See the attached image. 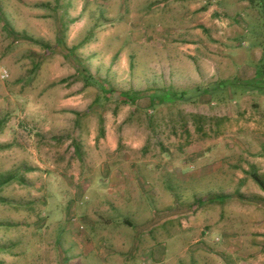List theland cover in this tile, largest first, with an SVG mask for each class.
Wrapping results in <instances>:
<instances>
[{
  "label": "rangeland",
  "instance_id": "obj_1",
  "mask_svg": "<svg viewBox=\"0 0 264 264\" xmlns=\"http://www.w3.org/2000/svg\"><path fill=\"white\" fill-rule=\"evenodd\" d=\"M263 66L264 0H0V264H264Z\"/></svg>",
  "mask_w": 264,
  "mask_h": 264
},
{
  "label": "trees",
  "instance_id": "obj_2",
  "mask_svg": "<svg viewBox=\"0 0 264 264\" xmlns=\"http://www.w3.org/2000/svg\"><path fill=\"white\" fill-rule=\"evenodd\" d=\"M262 68V72L264 73V66ZM120 95L124 100H133L134 98L129 92H121ZM252 178L264 191V179L258 173H252Z\"/></svg>",
  "mask_w": 264,
  "mask_h": 264
},
{
  "label": "built area",
  "instance_id": "obj_3",
  "mask_svg": "<svg viewBox=\"0 0 264 264\" xmlns=\"http://www.w3.org/2000/svg\"><path fill=\"white\" fill-rule=\"evenodd\" d=\"M6 76H8V73L5 71V72L3 73V77L5 78Z\"/></svg>",
  "mask_w": 264,
  "mask_h": 264
},
{
  "label": "crops",
  "instance_id": "obj_4",
  "mask_svg": "<svg viewBox=\"0 0 264 264\" xmlns=\"http://www.w3.org/2000/svg\"><path fill=\"white\" fill-rule=\"evenodd\" d=\"M262 190V189H261ZM263 191V190H262ZM264 192V191H263Z\"/></svg>",
  "mask_w": 264,
  "mask_h": 264
}]
</instances>
